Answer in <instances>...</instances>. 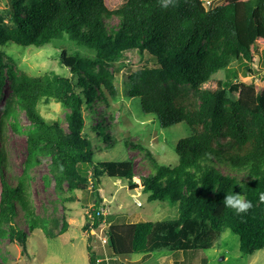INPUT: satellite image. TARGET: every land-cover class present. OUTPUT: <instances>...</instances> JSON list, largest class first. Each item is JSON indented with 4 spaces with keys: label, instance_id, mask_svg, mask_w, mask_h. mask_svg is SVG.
<instances>
[{
    "label": "trees",
    "instance_id": "trees-1",
    "mask_svg": "<svg viewBox=\"0 0 264 264\" xmlns=\"http://www.w3.org/2000/svg\"><path fill=\"white\" fill-rule=\"evenodd\" d=\"M8 3V19L0 15V92L9 78L12 95L0 115L1 144L9 126L20 131L19 110L25 111L30 125L23 130L27 154L22 173L14 185L5 179L1 183L0 238L9 237L26 249L29 233L16 222L18 205L30 232L38 228L50 233L44 220L34 215L28 192V169L40 156L50 158L49 171L58 192L64 184L70 192L93 187V203L86 212L89 222L83 226L87 230L105 219L98 186L102 175L126 181L130 189L138 186L133 180L134 160L97 161V149L86 130L90 108L100 101L109 105L108 98L118 96L113 71L125 65L129 51L136 50L140 63L128 74L127 94L139 97L142 111L156 115L164 126L183 121L190 133L176 143L178 161L156 163L139 175L147 200L176 204L177 217L128 222L109 215L110 258L207 249L224 228L238 235L243 254L264 248V203L258 199L264 192V75L256 82L260 71L253 66L257 55L264 53V0H224L215 6L204 0ZM113 16L117 23L107 20ZM11 43L55 49L71 75L17 74L5 60L12 59ZM150 57L155 60L152 66L147 64ZM235 61L250 80L241 82L236 98L230 95L236 85L227 88L221 79L214 87L203 86ZM49 100L66 108L65 127L59 119L41 113L40 104ZM111 126L115 124L96 122L93 129L114 137L112 130L106 131ZM5 159L0 147V163L5 164ZM236 193L251 201L247 213L238 215L223 205L225 195ZM64 222L61 232L66 229ZM88 250L89 264H97V252L90 244ZM101 264H107L104 257Z\"/></svg>",
    "mask_w": 264,
    "mask_h": 264
},
{
    "label": "rangeland",
    "instance_id": "rangeland-1",
    "mask_svg": "<svg viewBox=\"0 0 264 264\" xmlns=\"http://www.w3.org/2000/svg\"><path fill=\"white\" fill-rule=\"evenodd\" d=\"M224 0H211L210 6L222 3ZM208 4V3H207ZM8 0H0V15L8 19L6 9ZM107 20L117 23L118 18L109 17ZM72 45V44H71ZM9 52L12 59H5L13 64L15 72L19 74L25 71L31 75H39L47 71H54L60 75L70 76L71 72L59 62L57 51L45 48H21L11 43ZM73 47V46H72ZM9 49V48H8ZM148 55V54H145ZM260 61L253 63L255 68L259 66V79L264 75V53L257 55ZM147 60V59H145ZM260 62V63H259ZM140 63L139 53L136 50L128 52L125 65H118L114 69L115 82L119 94L115 99L108 98L110 104L100 101L93 105V113L86 120V130L93 140L97 149L95 158L98 160H134L137 182L135 189H130L127 182L102 175L100 177L99 192L101 196L100 206L105 215L98 227L89 230L83 226L89 222L86 212L92 206L93 187L89 185L87 190L70 192L63 185L62 192H58L55 181L49 171L50 158L40 156L28 169V192L34 215L44 220L46 229L50 233L36 228L33 233L29 231L23 209L18 205L16 222L29 233L26 249L9 237L0 238V262L2 264H89L88 245L93 247L97 256L109 258V264H175L174 260L186 261L180 264H264V248L255 251L251 255L240 251L238 235L229 228H224L218 241L207 249H189L177 251H153L149 254H125L113 256L106 242H103L106 229L109 226V215H114L116 221H157L167 220L178 215V206L170 201H148L142 191L139 175L146 174L147 167L158 164H173L178 161L175 150L178 139L189 135V127L185 122H179L170 126H164L154 114H146L142 111L140 98L129 96L128 74ZM148 65H154L155 60L150 57ZM259 64V65H258ZM112 70V67H110ZM249 75H244V68L237 61L232 63L226 70H218L213 78L203 84L205 87H214L218 80H223L225 86L231 87L230 95L236 98L241 82L248 83ZM259 80V81H258ZM125 89V90H124ZM126 92V94H125ZM12 95L11 80L7 78L0 92V115L6 100ZM41 113L47 118L59 119L65 127L66 108L55 100L42 101ZM88 112V110H86ZM18 123L20 131L9 126L6 130L5 141L0 147L5 152L6 163H0V190L3 179L10 181L11 185L16 182V177L22 173L27 154L26 136L23 132L30 125V121L24 110L18 111ZM96 122L115 124L108 127L107 132L112 130L115 135H99L93 125ZM101 129L105 132V128ZM109 139L112 141L110 142ZM95 159V161H96ZM47 176V180L45 179ZM134 180V179H133ZM62 196L72 197L62 200ZM66 229H60L65 225ZM54 236H49V235ZM89 234H93L89 237ZM163 254L171 256L170 261H160L158 257ZM143 257L142 262L139 260ZM116 258V259H114ZM117 262V263H116Z\"/></svg>",
    "mask_w": 264,
    "mask_h": 264
},
{
    "label": "clouds",
    "instance_id": "clouds-1",
    "mask_svg": "<svg viewBox=\"0 0 264 264\" xmlns=\"http://www.w3.org/2000/svg\"><path fill=\"white\" fill-rule=\"evenodd\" d=\"M204 1H208L207 3L209 4L211 0ZM161 6L163 8H167V4H161ZM258 199L259 202L264 203V192L259 194ZM223 205L227 208L233 209L238 215L242 213H247L249 209H251L253 206L251 201L246 200L244 196L239 193L225 195L223 197Z\"/></svg>",
    "mask_w": 264,
    "mask_h": 264
},
{
    "label": "built area",
    "instance_id": "built-area-1",
    "mask_svg": "<svg viewBox=\"0 0 264 264\" xmlns=\"http://www.w3.org/2000/svg\"><path fill=\"white\" fill-rule=\"evenodd\" d=\"M103 242H106V244L108 243V236L107 235H105V237H103ZM104 259L106 260V263L109 264L108 263L109 258L107 256H105ZM101 261H102V257H99V258L96 259V263L97 264H101Z\"/></svg>",
    "mask_w": 264,
    "mask_h": 264
},
{
    "label": "crops",
    "instance_id": "crops-1",
    "mask_svg": "<svg viewBox=\"0 0 264 264\" xmlns=\"http://www.w3.org/2000/svg\"><path fill=\"white\" fill-rule=\"evenodd\" d=\"M170 258H171V256L169 254H163L160 257H158V260H159V262L162 261V260H164V261L169 260L170 261ZM142 260H143V257L139 261L142 262Z\"/></svg>",
    "mask_w": 264,
    "mask_h": 264
},
{
    "label": "water",
    "instance_id": "water-1",
    "mask_svg": "<svg viewBox=\"0 0 264 264\" xmlns=\"http://www.w3.org/2000/svg\"><path fill=\"white\" fill-rule=\"evenodd\" d=\"M108 243L111 244L112 243V240L111 238L108 236Z\"/></svg>",
    "mask_w": 264,
    "mask_h": 264
},
{
    "label": "bare ground",
    "instance_id": "bare-ground-1",
    "mask_svg": "<svg viewBox=\"0 0 264 264\" xmlns=\"http://www.w3.org/2000/svg\"><path fill=\"white\" fill-rule=\"evenodd\" d=\"M134 180H138V178L135 177Z\"/></svg>",
    "mask_w": 264,
    "mask_h": 264
}]
</instances>
